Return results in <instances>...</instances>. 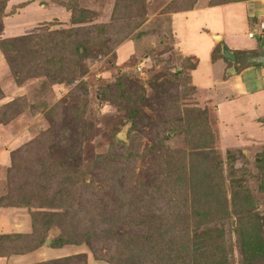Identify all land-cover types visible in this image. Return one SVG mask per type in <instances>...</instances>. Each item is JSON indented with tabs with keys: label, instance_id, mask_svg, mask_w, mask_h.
<instances>
[{
	"label": "rangeland",
	"instance_id": "1",
	"mask_svg": "<svg viewBox=\"0 0 264 264\" xmlns=\"http://www.w3.org/2000/svg\"><path fill=\"white\" fill-rule=\"evenodd\" d=\"M4 1V10L10 13L2 17L3 29L0 37L9 40L8 44L13 52L5 57L0 51V114L6 108L5 117L0 119V195L12 187L8 181L7 168L12 164L17 148L31 142L32 152L44 155L49 152L53 141L44 112L64 97L74 86L73 84L80 79L85 82L89 101L84 115L92 126L88 132L83 133V140L78 146V154L74 159L79 160L82 167H85L96 157L108 152L110 149L108 141L111 136L117 138V134L122 129L126 131L125 140L121 141H128L129 124L121 123V110L101 100L102 87L120 76L127 75L132 80H136L146 95L153 96L155 89L150 87V78L156 75V81L163 83L167 78L163 74L166 73V69H170L180 70L182 75L186 74L189 78L185 83L186 86L195 87L191 96L178 99L175 105L178 106L181 114L175 120L181 121L182 113L189 108L204 112V120L210 127L213 144L219 155L221 174L226 178L228 207L231 205L229 186L236 182L235 185H240L247 192L254 213L262 221L264 217V65L249 62L247 59L246 67H243L241 62H229L220 55L221 48L214 56L211 33L202 27H209V21L216 20L221 13H226L234 20L225 19L222 25H225L226 29L235 30L236 33L232 36L225 34L222 43L231 51L247 49L253 50L252 55L260 54L261 46L264 45V35L250 38L248 33L254 32L258 22L264 20V0H238L229 3L241 2V4L203 8L197 14L188 15L185 21L182 17H177L174 21L173 14L176 12L166 11L173 0H146V20L143 25L130 31L126 37L118 41L113 49L114 55L98 54L86 59L87 71L83 76L77 77L72 84L57 83L53 81L54 79H48L45 70L50 69L49 58L56 56V52L51 50L45 54L44 51H39L34 54L32 42L39 41L38 39L44 41L50 32L58 29L68 30L91 22L107 25L111 21L114 0H80V6L87 12L74 18L70 16L64 4L68 0ZM209 1L195 0L191 9L210 6ZM248 3L250 4L248 11L261 8L262 12L246 16L244 8ZM218 43L215 42V45ZM22 56L25 60H20ZM36 56L41 57L44 64L49 63L47 67L43 64L32 69L31 62ZM234 66L243 68L238 73L235 71L230 74L229 71ZM27 68L31 71L26 72ZM181 80L180 78V83L176 84L178 90H182ZM175 105H169L168 108H175ZM145 112L154 117L156 109L146 107ZM166 134L168 138L164 141L165 147L173 156H177L180 151V160L188 165L190 156L187 153L189 149L185 134L169 130ZM136 142L137 151L133 150V154L131 153L122 164L102 163L100 168L102 182L93 179L95 180L93 187L110 195L106 197L108 207L103 208L97 204L90 206L87 201L74 206L72 208L74 218L71 224L74 231L91 229V232L96 234L110 225L115 227L124 225L130 218L135 222H146L150 219L155 220L156 223L165 218L168 224L179 219L184 202L178 191L183 190L188 195L194 190V185H201V180L197 175L193 185L187 173L171 170L166 173V177L170 182H176L178 186L171 187L168 184L167 188H162L160 194L147 200L137 195L133 189L142 182L139 171L148 164L149 158L146 139L142 137ZM198 150L199 148L195 151ZM23 155L25 151L18 154V158L21 159ZM229 167L237 170L231 181L230 177H227ZM34 176L35 174H23L18 178L17 184L21 185L23 181L38 178ZM103 184L109 185L113 190L111 189V192L104 190ZM67 196L66 190L57 193L54 191L52 200L47 206L33 207V209L53 211L72 207L64 200ZM145 196L148 195L145 193ZM31 227V216L26 207L0 206V234L23 233L30 231ZM47 229H49L47 239L49 242L38 248L41 249L39 252L36 249L37 251L33 250L24 255L0 258V262L36 264L53 258L84 253L87 264H145L147 260L156 256L155 251L131 246L128 248L130 255L126 263L122 259H114L109 263L95 259L84 245L50 248V239L57 231ZM179 230V223L170 224L165 233V240L184 247V232L180 233ZM230 237L233 240L234 236L230 234ZM234 251L237 261L236 248ZM170 259L169 264H173V252Z\"/></svg>",
	"mask_w": 264,
	"mask_h": 264
},
{
	"label": "trees",
	"instance_id": "2",
	"mask_svg": "<svg viewBox=\"0 0 264 264\" xmlns=\"http://www.w3.org/2000/svg\"><path fill=\"white\" fill-rule=\"evenodd\" d=\"M79 1L68 0L64 3L73 18L87 12L80 6ZM232 1L238 0H210L209 5ZM170 4L166 8L168 12L188 11L195 4V0L191 2L173 0ZM4 9L5 1L0 0V33L3 29L2 17L10 13ZM90 15L94 16L92 13ZM110 19L107 25L91 22L68 30H54L46 40L38 39L39 41L32 42L34 54L39 51H44L45 54L51 50L56 52V56L49 58L50 69L45 70L48 79H54L53 81L57 83L72 84L77 77L83 76L87 71L86 59L98 54L114 55L113 49L118 41L126 37L130 31L140 28L145 22L146 0H114ZM8 41L0 37V51L5 57L13 52ZM221 43L219 42L213 49L214 56L218 50L220 51ZM233 52L236 62H241L243 67L247 66V57L254 54L253 50L247 49ZM20 60L25 58L22 56ZM43 64L41 57L36 56L30 67L33 69ZM48 64L43 66L47 67ZM243 67L234 66L237 73ZM29 69L25 71H31ZM165 72L163 75L167 78L163 83L156 81V75L150 78V87L155 89L153 96L146 95L136 80L127 75L120 76L102 87L101 100L121 110V123L129 124L128 141L123 142L111 136L108 141L110 145L108 152L96 157L85 167H82L79 160H74L78 154V146L83 140V133L88 132L92 126L84 115L89 103L85 82L80 79L73 84L64 97L44 112L53 141L49 152L45 155L32 152L31 142L17 148L14 160L12 159V164L7 168L8 181L12 187L0 195L2 207H26L31 216L32 227L30 231L23 233L0 234V258L24 255L42 247L48 239L47 228H51L57 233L50 239V248L84 245L95 259L109 263L114 259H122L126 263L130 255L128 248L135 246L155 251V258H150L145 264H169L172 252L173 264H263L264 217L261 221L256 216L247 192L240 185H235L236 182L229 186L231 205L228 207L226 178L221 174L219 155L213 144L210 127L204 120V112L189 108L182 113L181 121L175 120L181 114L175 105L178 99L191 96L195 87L186 86L185 83L189 80L186 74L182 75L170 69H166ZM180 78L182 90L176 87ZM169 105L176 107L168 108ZM146 107L156 109L154 117L145 112ZM5 110L6 108L0 114V119L5 117ZM167 130L185 134L189 149L187 153L190 156L188 165L180 160V151L177 156H173L165 147ZM142 137L148 144L149 160L139 171L142 182L133 189L137 195L147 200L160 194L162 188H167L168 184L171 187L178 186L176 182H170L166 177V173L171 170L187 173L193 185L197 175L201 180V185H194V190L188 195L183 190L178 191L184 202L183 210L179 219L170 224L179 223V232H184V247L165 240V233L170 226L165 218L160 219L159 223L150 219L146 222H135L130 218L124 225L120 224L117 227L110 225L96 234L91 232V229L76 232L71 227L74 206L87 201L90 206L97 204L103 208L108 207L106 197L110 195L93 187L95 181L93 179L102 182L100 175L102 163L122 164L129 155L131 156L133 150L137 151L136 141ZM197 148L199 150L195 151ZM22 151H25V155L20 159L18 154ZM236 172L235 168L229 167L227 177H230V181ZM27 173L35 174L38 178L28 179L18 185V178ZM103 185L104 190L109 192L113 190L109 185ZM62 190H66L68 195L64 199L65 202L72 207L53 211L33 209L47 206L52 200V193ZM145 193L148 196H145ZM230 234L234 236L233 240ZM235 248L238 254L237 261ZM36 264L87 263L84 253H75Z\"/></svg>",
	"mask_w": 264,
	"mask_h": 264
},
{
	"label": "crops",
	"instance_id": "3",
	"mask_svg": "<svg viewBox=\"0 0 264 264\" xmlns=\"http://www.w3.org/2000/svg\"><path fill=\"white\" fill-rule=\"evenodd\" d=\"M252 2H249V3H252ZM249 3L245 4V8H244V10L246 11V16H251V15L257 14L258 12H262V11H260V10H262L261 8L255 10V11L251 10V9L248 11V5H250ZM234 4H241V2L212 5V6H207V7H197L194 9H190L188 11L176 12L175 14H173V20L175 21V19H177V17H182L185 21V20H187L186 18L188 17V15L197 14V13H199L200 9H203V8L205 9L208 7L209 8L222 7V6L226 7V6H230V5H234ZM251 6H253V4ZM175 16H176V18H175ZM230 18H231V20H234L232 17H228V15H226V13H221L220 16H218V18L216 20L209 21V27H202V28L206 29L208 31V33H211V34H221L222 39L224 38V36H226L225 34H229V36H232V35H234V33H236V31L233 29H230V28L226 29V26L222 25L223 20H225V19L230 20ZM184 21H182V22L184 23ZM219 28H221V29H219ZM212 42L214 43V46H212V49H214L216 45H215V42L213 41V39H212ZM37 250L36 251L39 252L41 249L40 250L37 249ZM37 252H35V253H37Z\"/></svg>",
	"mask_w": 264,
	"mask_h": 264
},
{
	"label": "water",
	"instance_id": "4",
	"mask_svg": "<svg viewBox=\"0 0 264 264\" xmlns=\"http://www.w3.org/2000/svg\"><path fill=\"white\" fill-rule=\"evenodd\" d=\"M211 37L213 39L214 42H221L222 40V35L221 34H211ZM221 47V54L223 55V57L229 61V62H235L236 61V57H235V53L233 51H231L229 48H227V46L224 43L220 44ZM247 60L249 62H254V63H258L261 65H264V45L261 46V53L257 54V55H252V56H248ZM247 61V62H248ZM235 68L231 67L229 73H235ZM177 73H180V70L176 71ZM125 129H122L118 134H117V138L119 140H125ZM49 240L46 241V244H48Z\"/></svg>",
	"mask_w": 264,
	"mask_h": 264
},
{
	"label": "built area",
	"instance_id": "5",
	"mask_svg": "<svg viewBox=\"0 0 264 264\" xmlns=\"http://www.w3.org/2000/svg\"><path fill=\"white\" fill-rule=\"evenodd\" d=\"M255 35L263 36L264 35V20L258 22V26L254 29V32H249L248 37L252 38Z\"/></svg>",
	"mask_w": 264,
	"mask_h": 264
}]
</instances>
